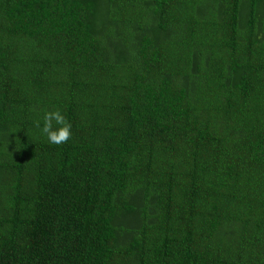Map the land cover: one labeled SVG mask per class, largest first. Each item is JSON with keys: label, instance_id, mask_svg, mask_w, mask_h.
Returning a JSON list of instances; mask_svg holds the SVG:
<instances>
[{"label": "trees", "instance_id": "obj_1", "mask_svg": "<svg viewBox=\"0 0 264 264\" xmlns=\"http://www.w3.org/2000/svg\"><path fill=\"white\" fill-rule=\"evenodd\" d=\"M0 264H264V0H0Z\"/></svg>", "mask_w": 264, "mask_h": 264}, {"label": "clouds", "instance_id": "obj_2", "mask_svg": "<svg viewBox=\"0 0 264 264\" xmlns=\"http://www.w3.org/2000/svg\"><path fill=\"white\" fill-rule=\"evenodd\" d=\"M54 122L55 125L59 127H54ZM34 123L37 128L41 129V132L47 136L48 141L52 144H64L72 138V125L58 109L45 113L42 128L39 120Z\"/></svg>", "mask_w": 264, "mask_h": 264}]
</instances>
